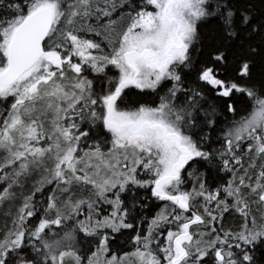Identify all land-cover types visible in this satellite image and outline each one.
Instances as JSON below:
<instances>
[{"label": "snow or ice", "instance_id": "1", "mask_svg": "<svg viewBox=\"0 0 264 264\" xmlns=\"http://www.w3.org/2000/svg\"><path fill=\"white\" fill-rule=\"evenodd\" d=\"M0 264H264V0H0Z\"/></svg>", "mask_w": 264, "mask_h": 264}, {"label": "trees", "instance_id": "2", "mask_svg": "<svg viewBox=\"0 0 264 264\" xmlns=\"http://www.w3.org/2000/svg\"><path fill=\"white\" fill-rule=\"evenodd\" d=\"M229 223H235V221L232 218H229Z\"/></svg>", "mask_w": 264, "mask_h": 264}]
</instances>
